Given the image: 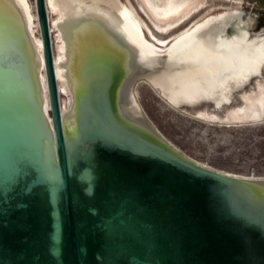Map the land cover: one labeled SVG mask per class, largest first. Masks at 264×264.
<instances>
[{
    "label": "water",
    "instance_id": "1",
    "mask_svg": "<svg viewBox=\"0 0 264 264\" xmlns=\"http://www.w3.org/2000/svg\"><path fill=\"white\" fill-rule=\"evenodd\" d=\"M140 78L264 119V0H0V264H264V179L182 157Z\"/></svg>",
    "mask_w": 264,
    "mask_h": 264
},
{
    "label": "rangeland",
    "instance_id": "2",
    "mask_svg": "<svg viewBox=\"0 0 264 264\" xmlns=\"http://www.w3.org/2000/svg\"><path fill=\"white\" fill-rule=\"evenodd\" d=\"M136 89L145 119L180 152L218 170L264 176V123L208 121L171 107L144 82Z\"/></svg>",
    "mask_w": 264,
    "mask_h": 264
},
{
    "label": "bare ground",
    "instance_id": "3",
    "mask_svg": "<svg viewBox=\"0 0 264 264\" xmlns=\"http://www.w3.org/2000/svg\"><path fill=\"white\" fill-rule=\"evenodd\" d=\"M182 0H162V3L161 4H158L156 0H147L146 4H148V8L154 12L155 14L157 15H161V16H164V14H166V12H169L171 10H173ZM138 82H144L146 83L147 85H149V87L156 93L158 94L159 97H161L164 101H166L171 107L179 110L178 108H176L173 104H171L169 101H167L165 98H163L156 90L155 88L147 81V79H143V78H140V79H136L132 85V95H133V98L141 112V114L143 115L142 113V108H141V105L139 103V101L137 100V89H136V85ZM181 111L182 113H186L182 110H179ZM144 117V115H143ZM145 118V117H144ZM147 121V120H146ZM148 122V121H147ZM149 123V122H148ZM264 123V121H251L250 124L252 125H256V124H262ZM149 125L152 127V129L155 131V133L161 137L168 145H170L176 152H178L182 157L200 165V166H203L207 169H210V170H213V171H218L220 173H224V174H227V175H231V176H234V177H241V178H255V179H264V176H253V175H249V176H243V175H237V174H234V173H230V172H226V171H223V170H218V169H215V168H212L206 164H203V163H200L188 156H186L185 154H183L182 152H180L176 147H174L171 143H169L161 134L159 131H157V129L155 127H153L150 123ZM227 126H231L230 125H227Z\"/></svg>",
    "mask_w": 264,
    "mask_h": 264
}]
</instances>
